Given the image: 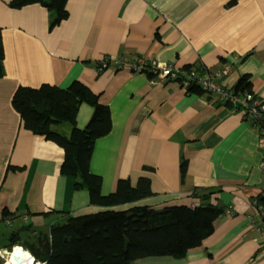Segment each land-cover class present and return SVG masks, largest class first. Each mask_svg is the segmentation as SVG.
I'll list each match as a JSON object with an SVG mask.
<instances>
[{
  "label": "crops",
  "instance_id": "1",
  "mask_svg": "<svg viewBox=\"0 0 264 264\" xmlns=\"http://www.w3.org/2000/svg\"><path fill=\"white\" fill-rule=\"evenodd\" d=\"M9 1L0 0V236L8 238L0 250L24 247L22 229L34 238L69 215L106 209L91 204L88 191L74 189V179L60 171L64 150L26 129L12 105L20 85L79 81L112 116V130L95 141L90 159L102 193L115 191L122 178L132 185L140 177L151 182L150 196L114 209L203 204L200 195L212 190L208 201L224 208L213 233L183 258L147 256L133 264H264V218L253 204L264 195L261 142L242 111L199 87L185 90L176 81L112 67L96 70L104 55H142L213 72L229 65L222 85L234 88L248 75L264 99V0H68V17L53 29L52 13L40 3L15 9ZM92 112L83 103L77 125L84 127ZM57 129L70 134L65 124ZM229 206L233 215L225 213ZM4 210L12 213L11 225ZM7 227L19 233L18 241Z\"/></svg>",
  "mask_w": 264,
  "mask_h": 264
},
{
  "label": "trees",
  "instance_id": "2",
  "mask_svg": "<svg viewBox=\"0 0 264 264\" xmlns=\"http://www.w3.org/2000/svg\"><path fill=\"white\" fill-rule=\"evenodd\" d=\"M68 0H10L11 8H22L40 3L52 13L49 29L68 17ZM4 45L0 34V77L4 76ZM191 66V65H189ZM188 67V66H186ZM242 92L251 89L248 75L240 77L234 87ZM87 103L93 112L84 127L77 125L80 106ZM12 105L20 114L24 127L34 134L58 144L64 150L61 173L74 179V189L86 190L91 204L105 210L88 215H69L63 223H54L49 232L23 239L24 247L36 259L46 264H133L147 256L170 255L183 258L189 249L200 246L214 231V220L224 208L208 200L214 190L200 195L203 204L173 205L151 208L146 205L114 209L135 203L152 194L151 182L140 177L136 185L130 179L118 181L115 191L102 193V178L90 170V159L95 141L112 130V116L98 94L79 81L67 87L43 83L38 87L20 85ZM68 124L70 134L58 126ZM187 161L181 163L182 178ZM16 169L17 167H11ZM257 201L264 209V195ZM12 213L3 211V218ZM20 239L18 232L10 239ZM16 243V242H13ZM3 264V261H0Z\"/></svg>",
  "mask_w": 264,
  "mask_h": 264
},
{
  "label": "built area",
  "instance_id": "3",
  "mask_svg": "<svg viewBox=\"0 0 264 264\" xmlns=\"http://www.w3.org/2000/svg\"><path fill=\"white\" fill-rule=\"evenodd\" d=\"M111 67L116 70H126L132 73H146L162 80L176 81L185 90L199 87L204 93L210 94L219 101L231 105L236 110H241L244 119L248 120L259 134L262 154L261 169L264 174V99L260 98L252 89L237 92L234 88L222 85L220 78L230 72L231 68L229 65H224L221 69L213 72L204 65L183 67L174 61H162L142 55L132 57L104 55L98 60L96 70L97 72H102ZM253 204L257 213L264 218V209L259 202L253 200ZM192 205L194 206V204ZM225 213L233 215L234 210L229 206L225 209ZM7 224L11 225L8 220ZM260 234L264 238V226L260 229ZM19 248L22 251L16 252ZM14 256L22 258L32 256V264H46L45 261L36 259L23 246H13L11 250H0V259H3V264L8 260H14L18 264Z\"/></svg>",
  "mask_w": 264,
  "mask_h": 264
},
{
  "label": "rangeland",
  "instance_id": "4",
  "mask_svg": "<svg viewBox=\"0 0 264 264\" xmlns=\"http://www.w3.org/2000/svg\"><path fill=\"white\" fill-rule=\"evenodd\" d=\"M66 126H69L68 124H65ZM65 222V221H64ZM8 229H9V235H11L12 234V232H16V231H14V228L13 227H7ZM20 233H21V236L22 237H28V236H30L31 234H30V231L29 230H26V229H22V230H20ZM47 233V232H46ZM2 236H0V248L1 247H3L6 243H7V241H8V238H6V236L4 237L3 236V238H1ZM3 243V244H2ZM9 250H11V248L9 249ZM0 261H3V259H0Z\"/></svg>",
  "mask_w": 264,
  "mask_h": 264
},
{
  "label": "bare ground",
  "instance_id": "5",
  "mask_svg": "<svg viewBox=\"0 0 264 264\" xmlns=\"http://www.w3.org/2000/svg\"><path fill=\"white\" fill-rule=\"evenodd\" d=\"M21 252L22 251V249L21 250H16V252ZM32 256H30L29 258H24L23 257V263L22 264H32V261H31V258ZM4 264H16L15 262H14V260H8L6 263H4Z\"/></svg>",
  "mask_w": 264,
  "mask_h": 264
},
{
  "label": "water",
  "instance_id": "6",
  "mask_svg": "<svg viewBox=\"0 0 264 264\" xmlns=\"http://www.w3.org/2000/svg\"><path fill=\"white\" fill-rule=\"evenodd\" d=\"M18 250H21V248H19ZM14 258H15V260H16V262L18 264H22L23 263V258L22 257H20V256H14Z\"/></svg>",
  "mask_w": 264,
  "mask_h": 264
}]
</instances>
